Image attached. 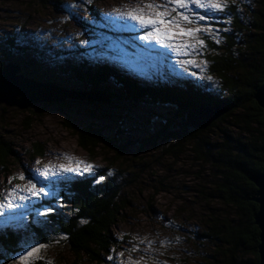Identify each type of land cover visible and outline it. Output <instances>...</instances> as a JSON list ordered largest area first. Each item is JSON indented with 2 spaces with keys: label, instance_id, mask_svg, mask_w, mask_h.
Returning a JSON list of instances; mask_svg holds the SVG:
<instances>
[{
  "label": "rangeland",
  "instance_id": "rangeland-1",
  "mask_svg": "<svg viewBox=\"0 0 264 264\" xmlns=\"http://www.w3.org/2000/svg\"><path fill=\"white\" fill-rule=\"evenodd\" d=\"M149 2L164 4V0H0V42L12 32H17L19 41L30 43L38 51H47L53 46L54 50H65L67 57L74 61L112 63L145 82L171 76L190 77L208 84L211 89H222L212 74L206 71L202 74L203 60L196 55L178 56L155 41L141 40L147 29H140L134 26L133 21L115 14L109 15L114 9L128 11ZM220 2L226 5V0ZM192 7L194 12L208 17L200 21V25L213 29V21L209 23V19L216 18L210 16L212 13ZM204 37L208 35L201 38ZM236 55L240 56L238 52ZM243 56L242 52V59ZM11 57L12 61L26 63L32 56L13 51ZM185 59H193L196 66H182L180 62ZM54 62L50 58L41 60L37 70L27 65L25 73L42 76L48 82L67 89L93 91L85 81L54 69ZM111 85L114 86L113 83ZM62 102L33 103L28 109L0 104V140L8 143L14 156L7 160L5 166L0 165V193L7 194L10 188L24 185L28 179H32L37 187L48 184V181L34 175L36 170L46 164H67L69 161L63 157L68 156L72 158L73 165L82 161L93 168L79 175L66 173L67 179L60 178V182L88 176L100 181L114 177L129 202L112 229L116 245L103 262L75 254L59 235L49 244H44L47 247L41 250L42 259L51 261V264H197L201 257L195 252L202 253L211 247L209 243L198 246L193 235L202 227L201 219L205 214L198 187L207 185L206 189H211V184L215 185L213 169L205 160H198L188 146L182 148V154L171 156L160 153L147 141V137L155 136L168 122L176 129L185 126L179 109L117 98H112L109 103ZM89 125L103 128L110 138L119 133L118 130H123L118 137L122 138L126 151L119 157L113 148L108 147L99 146L93 152L86 151L79 143L76 129ZM220 125L230 127L235 135L242 133L232 122ZM209 131L212 139L220 137L218 127ZM38 145L44 150L42 156L34 155V147ZM20 175H24L25 180L13 179ZM45 190L52 195L57 194L55 186ZM52 195L25 202L28 206L20 208L9 219V227L14 231H30L29 220L33 210L38 212L33 223L43 226L48 221L46 216L54 211H49L50 206L44 201ZM38 204L40 206H36ZM64 209L66 206H62L61 211ZM5 219L0 218V224ZM40 244L43 243L38 236L22 243L20 253L11 264H19V256L25 250Z\"/></svg>",
  "mask_w": 264,
  "mask_h": 264
},
{
  "label": "trees",
  "instance_id": "trees-1",
  "mask_svg": "<svg viewBox=\"0 0 264 264\" xmlns=\"http://www.w3.org/2000/svg\"><path fill=\"white\" fill-rule=\"evenodd\" d=\"M210 16L216 18L209 19V23L213 21L214 36L220 42L209 35L204 37L206 46L202 54L196 56L206 62L202 74L205 71L212 74L222 89H211L208 84L190 77L171 76L145 82L112 63L74 61L67 57L65 50H54L53 46L47 51H38L30 43L19 41L17 32L0 42V69L12 61V53L16 51L32 57L26 60L27 64L12 62L21 66L23 75L40 82L48 81L39 75H28L24 67L28 65L37 70L41 60L50 58L55 61L54 69L85 81L95 92L138 104L174 106L183 115L184 122L186 113L193 108L222 109L223 113L204 127L192 128L184 124L176 129L168 122L155 136L147 137V141L160 153L171 156L182 154V148L188 146L198 160H205L213 169L215 185L211 184V189H206L207 185L198 187L205 214L201 219L202 227L193 235L198 246L209 243L211 247L202 253L195 252L201 257L197 264H259L260 228L255 222L259 205L253 200L258 189L250 177L264 172V110L254 97L264 82V0H226L222 12ZM227 122H232L244 134L235 135L230 127L218 126ZM216 127L220 129V137L212 139L209 130ZM76 130L79 143L86 151L108 147L113 148L118 157L126 151V145L118 137L123 130H118L120 134L112 138L95 125ZM34 155H44L42 146L34 147ZM11 157H14L11 147L0 140V165L5 166ZM113 179L108 177L100 181L88 176L55 184L57 194L44 200L54 211L46 216L48 221L43 226L33 223L38 214L33 210L30 231L0 228V264H11L20 253L22 243L30 238L38 236L44 245L58 235L75 254L103 262L116 245L112 229L129 202L122 187ZM62 206H66L63 211ZM45 262L41 259L36 264Z\"/></svg>",
  "mask_w": 264,
  "mask_h": 264
},
{
  "label": "snow or ice",
  "instance_id": "snow-or-ice-1",
  "mask_svg": "<svg viewBox=\"0 0 264 264\" xmlns=\"http://www.w3.org/2000/svg\"><path fill=\"white\" fill-rule=\"evenodd\" d=\"M192 6L208 13L222 11L226 7L220 0H164L163 5L149 2L144 3L142 7L132 8L128 11L114 9L113 13L109 15L115 14L122 19L133 21L134 26H138L140 29H147L146 33L140 37L141 40L155 41L161 47L171 49L178 56L189 57L202 54L206 46L205 40L201 38L202 35L207 34L216 39L214 30L211 27L202 26L199 23L208 19V17L194 12ZM145 9H148V11L145 12ZM216 42L219 43V39H216ZM180 63L184 67L188 65L196 66L193 59H185ZM201 66V70H203V67H206V62L202 61ZM208 79L211 78L208 77ZM63 159L69 161V163L46 164L34 173L36 177L48 181V184L37 187L32 179H28L26 184L10 188L7 194L0 193V218H7L3 224H0V228L7 229L10 226L9 219L13 218L20 208H26L28 205L25 202L30 201L31 198L52 195L45 189L54 187L55 184L60 182V178L66 180V173L79 175L82 172H89L93 168L92 165L85 164L82 161H76L73 165L72 158L68 156H64ZM37 163L40 162L37 161ZM13 179L23 181L25 176L20 175L19 177H13ZM81 223H86V221H81ZM45 247L47 245L43 244L30 246V250H25L19 256V264H36L37 261L42 259L40 253ZM109 259H112V257H109ZM45 264H51V261H46Z\"/></svg>",
  "mask_w": 264,
  "mask_h": 264
},
{
  "label": "water",
  "instance_id": "water-1",
  "mask_svg": "<svg viewBox=\"0 0 264 264\" xmlns=\"http://www.w3.org/2000/svg\"><path fill=\"white\" fill-rule=\"evenodd\" d=\"M254 97L264 110V82L257 89ZM65 100L109 103L112 98L102 92L67 89L54 83L40 82L26 77L21 73V66L12 61L6 63L0 70V104L28 109L33 103H54ZM222 113V109L193 108L186 113L184 124L192 128H201ZM250 179L258 189L253 200L259 205L255 222L260 228L259 264H264V172L254 173Z\"/></svg>",
  "mask_w": 264,
  "mask_h": 264
}]
</instances>
